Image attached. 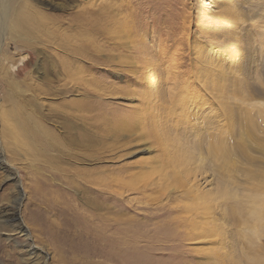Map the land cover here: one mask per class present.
I'll use <instances>...</instances> for the list:
<instances>
[{"label": "rangeland", "instance_id": "374dc122", "mask_svg": "<svg viewBox=\"0 0 264 264\" xmlns=\"http://www.w3.org/2000/svg\"><path fill=\"white\" fill-rule=\"evenodd\" d=\"M0 264H264V0H0Z\"/></svg>", "mask_w": 264, "mask_h": 264}, {"label": "bare ground", "instance_id": "6f19581e", "mask_svg": "<svg viewBox=\"0 0 264 264\" xmlns=\"http://www.w3.org/2000/svg\"><path fill=\"white\" fill-rule=\"evenodd\" d=\"M213 72V70H211V73ZM213 74H210V76H212ZM83 102V101H82ZM81 107V106H80ZM85 111V110H84ZM65 115V114H64ZM84 115V114H83ZM67 118H68V121H70V124L68 125L70 128H72V126H73V120H72V118L71 117H69L68 116V113H67ZM47 133V132H46ZM30 134V133H29ZM31 135H33V136H29V135H27V137L29 138V140H30V138H31V142H38V140H39V134L37 133V132H35V131H31ZM54 137V136H53ZM34 146H35V143H34ZM52 147V146H51ZM42 150V149H41ZM46 151V150H45ZM42 152V151H41ZM45 153V152H44ZM4 161V160H3ZM228 186V185H227ZM229 188V187H228ZM208 193H206V195H207ZM204 195V194H203ZM225 216H228L227 215V212L225 211L224 213H223ZM251 219L252 220H254V221H256V217L254 216V215H251ZM259 217H260V213H259ZM262 230V229H261ZM260 230V231H261ZM260 231L258 232V233H260ZM30 250V249H29ZM33 253V252H32ZM33 255H34V253H33Z\"/></svg>", "mask_w": 264, "mask_h": 264}]
</instances>
